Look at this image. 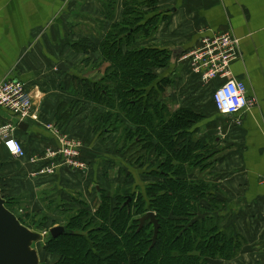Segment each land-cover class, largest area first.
<instances>
[{
  "label": "crops",
  "instance_id": "0c3cea01",
  "mask_svg": "<svg viewBox=\"0 0 264 264\" xmlns=\"http://www.w3.org/2000/svg\"><path fill=\"white\" fill-rule=\"evenodd\" d=\"M108 1L0 0V81L26 83L39 114L38 122L30 120L27 130L17 135L27 147L26 150L24 146L27 158L17 160L6 149H0V188L4 197L11 199L19 187L23 188L24 181V177H17L23 174L21 170L16 171L9 161H29L30 166L25 162L27 176L39 171L43 163L36 164L30 157H40L47 148L58 147L60 139L67 137L62 132L64 137L57 135L60 130L69 133L74 128L75 137L87 138L83 150L93 166L83 175L56 168L53 176L36 183L41 193L49 188L50 195L62 197L72 191L69 186H75L87 194L89 179L96 186L100 182L106 156L113 152L106 153L105 148L103 151L105 142H100L98 135L62 112L71 113L72 102L78 101L72 89L76 71L71 61L82 62L80 56L85 55L74 45L83 40L100 45L111 26L124 17V0H112L116 3L115 15L104 20L102 12ZM157 1L156 12L142 8L146 20L159 16L157 31L150 40L140 43L143 46L183 55L199 50L206 38L231 34L239 40V58L229 69L235 79L246 84L253 105L237 115H222L212 101L208 102L207 91L213 88L206 86L181 56L172 57L167 67L155 72L158 79L170 81L162 95L172 111L190 109L200 116L194 125L195 137L210 150L209 179L225 193H216L226 204L222 211L213 214L222 217L233 236L244 241L240 260L227 264H264V0ZM90 23L93 28H89ZM98 23L104 26L101 37L94 30ZM99 57V53L91 55L92 59ZM61 63L69 68L68 72L58 69ZM11 120L15 118L0 109V123Z\"/></svg>",
  "mask_w": 264,
  "mask_h": 264
},
{
  "label": "trees",
  "instance_id": "16d2710c",
  "mask_svg": "<svg viewBox=\"0 0 264 264\" xmlns=\"http://www.w3.org/2000/svg\"><path fill=\"white\" fill-rule=\"evenodd\" d=\"M123 2L124 17L111 26L100 45L90 40L74 45L85 56L99 53L98 59L85 62L88 66L92 64V72L100 77L94 80L89 75H74L72 89L78 101L72 102L71 113H62L67 118L85 115L88 105L95 104L91 112L93 131L106 135L126 130L125 137L130 143L121 149L124 159L128 158V166L139 165L142 154L153 153L156 161L152 162L157 163L153 175H158L161 182L147 185L144 191L136 189L130 205L125 202L131 197L116 194L118 206L113 211L112 197L104 193L102 182H98L93 200L95 211H80L67 225L72 234L49 239L45 249L60 255L57 264H224L223 261H233L244 241L233 236L222 217L213 214L222 211L226 204L216 193H225L209 179L210 150L195 137L194 125L200 116L190 109L172 111L162 95L170 81L158 79L155 72L169 65L173 53L165 48L140 46L153 37L159 22V16L146 20L142 8L152 12L157 9L158 1ZM104 5L102 17L111 20L116 3L109 0ZM135 111L140 120L129 115ZM57 117L61 120L60 115ZM126 122L134 130L128 129ZM4 199L6 207L28 227L14 212L13 199L10 202ZM132 205L138 207L137 216L150 211L157 213L161 227L153 248L154 229L150 228L153 225L139 229L140 220L131 219ZM81 228L91 229L89 235L81 233ZM114 232L120 235L114 237Z\"/></svg>",
  "mask_w": 264,
  "mask_h": 264
},
{
  "label": "rangeland",
  "instance_id": "374dc122",
  "mask_svg": "<svg viewBox=\"0 0 264 264\" xmlns=\"http://www.w3.org/2000/svg\"><path fill=\"white\" fill-rule=\"evenodd\" d=\"M100 21L101 20H97ZM96 23V22H95ZM93 23L89 24V28H93L94 26L92 25ZM98 28L97 30L94 28L95 32H96V36H101V33H104L103 30V25H101V27L99 26V23L97 24ZM141 47H144L143 44L141 45ZM80 58L82 59V62H76V61H71L72 64V68H75V74L77 76H80L82 74L84 75H89V78L91 79H98L100 77V75L98 73H94L92 72L93 69V65H87V63L85 62L86 59H91V60H96V59H92L91 56H80ZM95 58V57H94ZM79 59V58H78ZM76 62V64L74 65V63ZM85 62V63H83ZM77 68V69H76ZM197 76H200L199 74H195ZM201 78V76H200ZM202 80V79H201ZM212 89H209L207 91L206 94V98L209 100L208 102L213 103V97H212ZM33 99V98H32ZM78 104H80V102H77ZM34 99H33V111L36 110V108L34 107ZM95 104H89L88 107V113L85 115H80V116H76L73 115L72 119L74 122H82V125H85L88 129V131H91L92 134L98 135V139L100 142H105V146H103L102 150L105 151L106 153L108 152H113L111 154H109L108 156H106V161L104 162V167H105V173L104 174V179H100L101 186L104 187V190L106 194H108L109 196L112 197V201H111V207H112V211L115 207L118 206V201L115 199L116 194H121V195H127L129 197H131L134 192L136 191V189L139 190H145L146 186L151 184V183H156V182H161L159 176H155L153 175V172H155L157 169L156 164H154V162H152V160L156 158V156L150 152L147 153V155L142 154V158L139 161V163H143L142 165H137L134 166V163L131 164V167L128 166V158L124 159V152H123V146L130 143V141L128 140V138L125 137L127 131L124 130V132H118V133H113V134H102V133H98V132H94L92 125H91V120L92 119H88V117L92 116L91 115V111L95 108ZM156 110V109H155ZM152 110V111H155ZM131 116L132 119H139L138 118V114L136 115V111L135 112H130L129 114ZM67 120V119H66ZM39 121V120H38ZM37 121V122H38ZM85 123V124H83ZM87 124V125H86ZM126 126L128 127V129H133L134 130V126L132 124H130L129 122H126ZM48 127V126H47ZM125 127V124H124ZM49 128V127H48ZM47 128V129H48ZM74 129V128H73ZM73 129L68 133L67 131H58L57 135H60L62 137L63 134L67 135V137L65 139L68 140H72L77 141V143L79 144V151H81V157L84 160L85 166L84 167H76L75 171L73 170L72 172H76V173H82L83 174H88L89 171H91L93 163L91 162L92 159L89 156L88 160L87 158H85V152L83 150V148H85V142H87V138L84 139H79L78 137H75V135L73 134ZM21 130L19 129V131H17L19 134H21L20 132ZM63 134H62V133ZM17 133V134H18ZM136 134V133H135ZM138 134V132H137ZM135 138V135L134 137ZM85 140V141H84ZM134 140V139H132ZM88 143V142H87ZM26 150L27 147L24 144ZM138 148V147H137ZM0 149H2V147H0ZM121 149V151H120ZM102 151V152H103ZM119 154V155H118ZM45 156V152L43 154ZM114 155V156H113ZM139 154H137L138 156ZM35 156V155H33ZM119 156V157H116ZM27 158V155L24 157ZM85 158V159H84ZM32 159H34V157H30V160L32 161ZM119 159V160H117ZM156 161V160H155ZM27 162V161H25ZM25 162H17V160L15 161V159H11V161H9V163L12 164V166L15 168L16 171H20V173L22 172L23 174H17V177L19 175L24 177L21 180L23 181V188L19 187L16 191V193H14L11 196V199L7 198V201L10 202V200H12L13 203V210L14 212H16V214H18V216L20 218H23L25 223L28 225V228H30L33 231L39 232L43 235H46L48 239H46L45 241L37 244V249L38 252L40 254V260H41V264H57L59 262V258L60 255L58 253H49L48 251H46L45 247L47 244V241L49 239H51L50 237V231L51 229L55 228V227H67V225L70 223L71 219L73 217L78 216V214L80 213V211H88L90 210V212H94L96 209V202H94L93 200L95 199L96 196V182L92 181V179H89L88 181V192L87 194L85 193H81L79 191H77L78 188H76L75 186H69L68 188L72 189V191H70V194H66L65 196H52L50 195V192L48 191L49 188H47L46 192L44 194L41 193L40 189H38L39 187L37 186L36 183H40V180H43V178L45 177H49V176H53V175H40L37 172H30V175L27 176V172H29L28 168L25 165ZM127 162V163H126ZM27 164H29V161L27 162ZM30 166V164H29ZM134 166V167H133ZM26 171V174L22 171ZM71 171V170H70ZM12 173V172H11ZM17 173V172H16ZM25 174V176H24ZM29 174V173H28ZM155 174V173H154ZM3 175V174H2ZM14 175V174H13ZM14 177H12L13 179ZM46 179V178H45ZM15 181V179H13ZM95 180V179H94ZM17 182V180H16ZM29 183V184H28ZM1 184V183H0ZM15 188V186H14ZM17 189V188H16ZM81 190V189H80ZM82 191V190H81ZM3 195V194H2ZM128 197V198H129ZM81 199H83L82 201H80ZM132 200V197L130 199V202ZM129 201V200H128ZM125 202V203H128ZM130 202L128 203L130 205ZM127 204V205H128ZM151 203H149V206ZM146 209L148 208V206L145 207ZM132 215H131V219H139L142 216H137L138 215V207L137 209L135 208V205H132ZM153 212L154 214H157L154 211H150ZM147 214V213H146ZM201 217V216H199ZM109 218H111V213ZM172 219L175 218V216H171ZM131 219H130V224H131ZM164 220V219H163ZM99 223V222H96ZM149 225H152L150 222H146L145 226L146 227H150ZM108 226V225H107ZM151 230L154 229L153 226L150 227ZM91 230V229H90ZM90 230H86L85 228H81L79 231L81 233H83L84 235L88 236L89 235V231ZM118 234L120 235V232H114V237H118ZM240 256H241V251L239 253V255L233 260L236 261L237 259L240 260ZM238 260V261H239ZM224 264H227L231 261H223ZM240 263V262H239Z\"/></svg>",
  "mask_w": 264,
  "mask_h": 264
},
{
  "label": "built area",
  "instance_id": "2783aa9c",
  "mask_svg": "<svg viewBox=\"0 0 264 264\" xmlns=\"http://www.w3.org/2000/svg\"><path fill=\"white\" fill-rule=\"evenodd\" d=\"M239 55V40L231 34H224L206 38L199 50L183 58L189 61L194 73L201 76L202 82L213 88V103L222 115H237L253 105V101L248 97L246 84L235 79L229 69ZM32 98L26 83L12 79L0 81V109L17 119L18 123L39 120V114L32 108ZM17 122L11 120L0 123V147L18 160L24 158L27 153L23 143L17 138ZM79 148L77 141L62 138L58 147L47 148L44 151L45 156L34 157L32 161L36 164L43 163L38 172L40 175H54L58 167L75 171L76 167L85 166ZM54 163H57V167Z\"/></svg>",
  "mask_w": 264,
  "mask_h": 264
},
{
  "label": "water",
  "instance_id": "95a60500",
  "mask_svg": "<svg viewBox=\"0 0 264 264\" xmlns=\"http://www.w3.org/2000/svg\"><path fill=\"white\" fill-rule=\"evenodd\" d=\"M179 56L180 53L175 51L172 57L176 58ZM58 69L63 72L69 71V68L64 63L59 64ZM13 121L16 123L17 119ZM18 126L22 131L28 128V124L24 122L18 123ZM5 203L6 200L0 188V264H41L40 254L36 246L48 239L47 236L23 225L17 216L6 207ZM146 222H150L154 227L153 243L151 246L153 248L156 241H158L157 238L161 226L156 218V214L153 212H147V214L140 218L139 229H142ZM70 234L72 232L67 227H55L50 231V238L57 239L60 236Z\"/></svg>",
  "mask_w": 264,
  "mask_h": 264
},
{
  "label": "bare ground",
  "instance_id": "6f19581e",
  "mask_svg": "<svg viewBox=\"0 0 264 264\" xmlns=\"http://www.w3.org/2000/svg\"><path fill=\"white\" fill-rule=\"evenodd\" d=\"M204 41V40H203ZM188 54V53H187ZM186 52L183 53V55H180L182 59L184 58L185 55H187Z\"/></svg>",
  "mask_w": 264,
  "mask_h": 264
}]
</instances>
